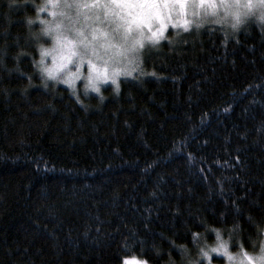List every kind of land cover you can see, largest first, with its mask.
Here are the masks:
<instances>
[{"label":"trees","instance_id":"1","mask_svg":"<svg viewBox=\"0 0 264 264\" xmlns=\"http://www.w3.org/2000/svg\"><path fill=\"white\" fill-rule=\"evenodd\" d=\"M45 1L0 0V264L259 252L264 22L170 30L118 89L86 94L44 86Z\"/></svg>","mask_w":264,"mask_h":264},{"label":"snow or ice","instance_id":"2","mask_svg":"<svg viewBox=\"0 0 264 264\" xmlns=\"http://www.w3.org/2000/svg\"><path fill=\"white\" fill-rule=\"evenodd\" d=\"M15 3V0H11L10 7ZM48 3L53 7L59 5V0H48ZM188 0H91V3H68L65 0L63 7H90L99 8L104 10V20L110 24H114L111 33L105 32L102 29L92 28L89 35L81 29H75L74 39H69L60 31V24L57 23L53 26H48L42 29V32L46 36L52 37L53 46L51 48H43L41 46V59L39 65L43 66L45 63V57H52V64L50 66H44L41 69L42 75L46 74V78L58 79V74L65 73L66 78L63 80L65 84H73L74 81L81 76V67L87 64L88 74L85 77L87 83L85 84V91L90 88L95 92H100V82H106L111 80L119 87L116 77L118 75H124L125 77H131L135 71V67L125 69L121 71L118 68H114L112 73L108 71V61H115L117 57H125L127 64L132 65L137 59L136 53L139 49L144 47L145 28L151 33L147 37L152 41L155 46L159 40L164 39V31L167 27L165 23V16L162 14L163 9H168L169 5H178L179 10L182 13ZM195 3L201 7L207 5L205 8V17L196 24L197 29L206 22L209 15L215 16L214 23L221 24L227 23L229 15L231 16V27L233 30H237L241 24L244 23V17L254 15L253 9L257 6L264 8V0H195ZM236 6V11H231L232 6ZM240 6H243L244 11H240ZM223 8L224 15H219V9ZM41 8L40 11H44ZM53 16H56V12H52ZM63 15V13H61ZM85 19H89L87 16ZM96 20H100V16H95ZM257 19L264 22V11L260 12ZM153 21H159V28L156 31H152ZM103 22V21H101ZM32 23L31 20L28 21ZM45 24L49 22L45 21ZM191 22L183 20V26L187 30ZM174 27L176 25H173ZM264 26V25H262ZM98 35L105 37V43H98ZM228 33H225V40H227ZM39 39V36H37ZM112 40H118L119 43H112ZM115 49L113 53L110 50ZM132 54V55H130ZM105 57L108 59L105 60ZM94 61H101L98 65ZM69 65L75 67V71L69 68ZM143 74V72H141ZM47 88V83L44 84ZM75 94V93H73ZM79 100V97H77ZM251 219V218H249ZM264 233V228L260 229ZM198 234H193V240L195 241ZM217 240H220L219 233L217 232ZM211 252L223 253L228 257L229 261L234 259V256L228 252L227 243L221 241L217 247L210 249ZM202 257L211 259L209 252L203 248L200 249ZM135 264H146L144 261H135V257L132 258ZM264 264V244L261 245L260 251L255 256L249 255L243 250L241 246V253L238 264ZM124 264H130L128 258H125Z\"/></svg>","mask_w":264,"mask_h":264},{"label":"rangeland","instance_id":"3","mask_svg":"<svg viewBox=\"0 0 264 264\" xmlns=\"http://www.w3.org/2000/svg\"><path fill=\"white\" fill-rule=\"evenodd\" d=\"M46 2V11H48V14L46 15V17L43 18V27H48V26H53L57 23L60 24V31L68 36L69 39H74L75 37V29H81L85 32L86 35H89V38H91V31L92 28H97V29H102L105 32H109L111 33L112 28L114 27V24H110L108 21L104 20V10L103 9H99V8H90V7H71V8H65L63 7L65 0H59V5L56 7H53L51 4L48 3V0L45 1ZM68 3L72 4L74 2L76 3H91V0H67ZM207 7V5L201 7L200 5L195 3V0H188V3L185 5L184 11L181 13L179 10V6L178 5H169L168 9H163L162 10V14L165 16V23L167 25L163 35L166 38L167 34L170 30H174L176 33L180 32L181 30L186 31L185 27L183 26V20H188L191 23L189 24L187 30L192 29V28H196V24L198 22H200V20H202L205 17V8ZM236 8H230V12L231 11H236ZM240 11H244L242 9H239ZM254 11V15H250L248 17H244V23L249 21V19L253 18V17H258L260 15V9L258 7L253 9ZM52 12H56V16L52 15ZM61 13H63V15H61ZM99 15L100 16V20H96L95 16ZM219 15L223 16L224 15V10L223 8L219 9ZM88 17L89 19H85V17ZM216 19L215 16H211L209 15L207 17L206 22L205 23H209V22H213ZM231 16L229 15L228 17V21L227 23H223L225 25L228 24V28L231 27ZM47 21L49 22L48 24H45L44 22ZM103 21V22H101ZM202 24V25H203ZM173 25H176L175 27ZM201 25V26H202ZM242 25V24H241ZM240 25V26H241ZM239 26V27H240ZM157 28H159V21H153V25H152V31H156ZM232 29V27L230 28ZM145 39H144V47L139 49V52L136 53L135 55L137 56V59L135 60V63L132 65L127 64V60L125 59V57H117L115 61L109 60L108 61V71L109 74L112 73V70L114 68H118L121 71H124L126 68L130 69L132 67H135V71L140 68V66L142 65L141 63H143L145 56L148 54V52L150 51L151 48H154L157 44H159L163 39L159 40V42L153 46L152 41L148 40L147 37L151 35L150 32H148L147 28H145ZM49 40H48V44L45 47V49L47 48H51L53 46V40L52 37L48 36ZM164 38V39H165ZM112 43H119L118 40H112ZM98 43L99 44H104L105 43V37L98 35ZM111 52H115V49L110 50ZM132 55V54H130ZM108 58L105 57V60H107ZM95 63H97L98 65H100L102 62L101 61H94ZM52 64V57L51 56H47L45 57V63L43 66H50ZM69 68L72 71H75V67L73 65H69ZM134 71V72H135ZM133 72V74H134ZM81 76L79 79L74 81V85L69 83V84H65L63 82V80L66 78V74L65 73H60L58 74V79H52V78H48L49 81H53L56 82L58 84H63V85H68L70 86L72 89L83 93L86 92L85 91V84L87 83V81L85 80V77L88 74L87 71V64L85 63V65H83L81 67ZM46 76V74H45ZM124 75H118L116 77L117 83H119V80L121 77H123ZM113 84L111 80H108L106 82H100L99 87H100V92L101 90L107 86ZM87 92H91V93H97L92 89H88ZM99 92V93H100ZM223 241L220 240L218 242V244ZM224 242V241H223ZM217 244V245H218ZM262 244H264V238L262 241ZM261 244V245H262ZM217 245L211 246V247H207V249L205 251L209 252V255L211 257V259H207L205 257H202L203 259H205L203 261V264H238L239 258H240V253H235L233 251H230L228 248V252L231 253L234 256V259L232 261L228 260V257L225 256L222 252L221 253H215V252H211L210 249L217 247ZM245 252H247L249 255L251 256H255L256 254H258L259 252H250L247 251L245 249H243ZM260 251V250H259ZM214 255H218L219 257H221L223 259V262H218L215 261ZM135 257V261H144L146 262V264H152L149 263L148 261H146L143 258H140L138 256H131V257H127L130 261V264H135V262L132 260V258ZM124 264V262H123ZM197 264V263H194ZM245 264H247V261H245Z\"/></svg>","mask_w":264,"mask_h":264},{"label":"clouds","instance_id":"4","mask_svg":"<svg viewBox=\"0 0 264 264\" xmlns=\"http://www.w3.org/2000/svg\"><path fill=\"white\" fill-rule=\"evenodd\" d=\"M233 8H236V6H232ZM260 9V12L264 11V8H262L261 6H257ZM240 9L244 10L243 6H240ZM37 67H40V65L38 64ZM45 83H47V78L45 77Z\"/></svg>","mask_w":264,"mask_h":264}]
</instances>
